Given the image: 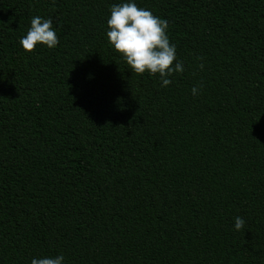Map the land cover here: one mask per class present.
<instances>
[{
    "label": "trees",
    "instance_id": "1",
    "mask_svg": "<svg viewBox=\"0 0 264 264\" xmlns=\"http://www.w3.org/2000/svg\"><path fill=\"white\" fill-rule=\"evenodd\" d=\"M121 2L0 0V264H264V0H136L163 88L108 43ZM36 15L56 47L19 44Z\"/></svg>",
    "mask_w": 264,
    "mask_h": 264
},
{
    "label": "clouds",
    "instance_id": "2",
    "mask_svg": "<svg viewBox=\"0 0 264 264\" xmlns=\"http://www.w3.org/2000/svg\"><path fill=\"white\" fill-rule=\"evenodd\" d=\"M106 25L108 43L121 54L131 71L158 74L162 88L172 83L174 74L184 71L183 62L176 55V45L170 43L167 35L168 21L150 9L138 6L136 0L113 4ZM38 43L49 49L58 45L59 37L52 18L31 17L30 27L19 40L26 51H32ZM199 67L203 68V64ZM191 92L194 96L198 95V88L193 87ZM233 219L235 231L244 228L246 222L242 216ZM64 261V255L59 253L55 256H34L30 264H64Z\"/></svg>",
    "mask_w": 264,
    "mask_h": 264
}]
</instances>
